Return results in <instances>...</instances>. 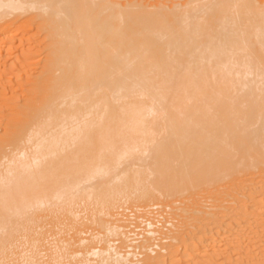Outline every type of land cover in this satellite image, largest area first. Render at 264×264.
<instances>
[{
	"label": "bare ground",
	"instance_id": "obj_1",
	"mask_svg": "<svg viewBox=\"0 0 264 264\" xmlns=\"http://www.w3.org/2000/svg\"><path fill=\"white\" fill-rule=\"evenodd\" d=\"M13 54H44V60L40 71L24 68L15 84L6 80L0 110L31 107L34 96L22 99L17 89L44 103L53 95L48 104L54 109L41 113L45 106L37 100L42 118L35 108L32 125L29 115L18 121L21 127L16 124L20 130L29 123L19 135L0 121L6 158L7 144L21 135L33 147L18 148L8 164L0 162V247L16 242L28 227L21 228L24 223L34 224L45 207L79 195L97 194L106 209L119 206V198H169L214 180L220 186L227 181L222 186L230 199L223 196L224 204L221 196L215 205L229 209L221 206L220 215L218 204L219 215L214 207L205 211L217 217L205 215L208 221L198 225L203 232L189 241L175 231L181 237L175 246L190 259L204 241L218 256L222 248L216 244L228 240L227 256L240 253L243 264H264V0H0L1 63L7 66ZM53 84L54 94L44 95ZM127 159L131 163L124 164ZM246 172L253 178H243ZM123 221L110 230L130 237ZM151 241L142 242L147 254L156 244ZM93 247L89 253L103 255V263L126 264L135 253L112 244ZM157 255L144 256L147 263L140 259L167 262Z\"/></svg>",
	"mask_w": 264,
	"mask_h": 264
},
{
	"label": "rangeland",
	"instance_id": "obj_2",
	"mask_svg": "<svg viewBox=\"0 0 264 264\" xmlns=\"http://www.w3.org/2000/svg\"><path fill=\"white\" fill-rule=\"evenodd\" d=\"M17 44L18 43H16V45ZM43 56H44V54H38V55L34 56L33 58H27V57L22 58V56H20L21 58H19V59L21 61L18 62L19 59H17L18 58L17 54H15V55L13 54L11 57H9L10 59L8 58L9 59V61H8L9 65L7 64L8 67L5 66L3 63H1V61L3 62L6 59V58H3L1 56L3 58V60L0 61L1 65H2V67H0V88L2 89L4 84L6 85L7 81L9 80L8 78H10V81H13L10 84L14 83L16 81L17 77L20 76L22 73H24L26 70L30 71L31 73H35V71L36 72L40 71L42 61L44 60ZM1 57H0V59H2ZM10 62L16 66L13 67V64H11ZM40 62H41V64H40ZM1 71H2V74H1ZM54 71H55L54 73H56V74L59 72L58 70H57V72H56V70H54ZM58 74H60V72ZM54 76H55V74H54ZM57 76H59V75H57ZM53 80H54V78H53ZM53 82H55V81H53ZM54 86L50 85L49 86L50 88H48V89H51L52 91L49 90L48 92L46 91L47 88H43V90L45 89V91L42 93L43 94L44 93L54 94L53 90L55 88L58 89V87H56V86L54 87ZM14 87H15V85H14ZM17 92H18V95H20V97L22 99L25 97H30L31 94L34 97H30L33 99V100L31 99V102H30L31 107H26L25 110H23L22 108L19 109L20 107L18 109L17 108L8 109L7 111H6V109L3 111L0 110V121H5L8 124V127H9V125H11L12 127H14L15 130L18 129L17 131H14L12 129L10 131L11 132L10 134L13 133L12 131L17 133L21 129H25L26 127H28L29 123H28V126L25 123L26 127L23 126L25 128L22 127L19 130V127H17L16 124L21 127V123H20V122H22L21 119H23V123H24L26 121V116L29 115V117L30 116L33 117L37 113V112L35 113V111L38 108V105H40V106L42 105L40 103H37L38 102L37 100H39L40 98L37 96L38 99L36 100L35 95L33 93H28V92L25 93V92H22L21 89L20 90L17 89ZM42 93H40V95L43 96ZM21 94L22 95L25 94V96L23 95V97H22ZM10 95H11V92H8V96H10ZM49 96H51V94ZM49 96L48 95L45 96L47 98L46 100H48ZM45 97L43 99H45ZM52 97H53V95H52ZM52 97H50V98L52 99ZM51 99H50V101H53V99L52 100ZM32 101H35V103H37L36 104L37 107L36 106L34 107L35 103ZM40 101L45 106V109H47V110H45L43 108L44 112H42L43 111L42 110L41 113H46V115H47L48 112L50 111V109L51 110L54 109V106L51 108V104H48L50 101H48V102L46 101L45 103L42 101V99L39 100V102ZM41 109L39 107V109H37V110L39 111ZM33 111L35 113L34 115H33ZM4 113L5 114L8 113L9 115L5 116ZM39 113H40V111H39ZM41 113H40V115L38 114L39 115L38 117H40V118H42ZM32 117H30L28 120V121L31 120V122H30L31 125H32V121H33L31 119ZM43 118H45V117H43ZM10 119H12V121H10ZM19 120H20V122H18ZM10 122H12V123H10ZM35 125L36 124L33 123V128H35ZM25 130H27V129H25ZM21 132H19V133H21ZM19 133H17V134L19 135ZM15 135L16 134H14V136ZM18 135H16V136H18ZM21 137H22V135H21ZM21 137H19V138L21 139ZM23 139L24 138L22 137V140ZM25 139L22 142L20 141V143H19V140H17L18 141L17 143H16V141H14L15 144H18L20 147L16 146L15 144L14 145L16 147H13L14 145L11 144L12 141L10 144L13 146L10 147L9 143L7 144L8 146H6V147H8V148L6 150V147H5V150L8 151V149H9L8 153L10 154V156L8 155L9 157L6 158V154H7L6 151H5L6 152L5 155H4V153H2V154L0 153L1 154L0 155L1 156L0 162H1V160L3 161L1 166L9 163L8 160L11 157V155H13L14 153L15 154L18 153V152H16V151H18V148L22 149V148H26V146H28V145H32V142L28 141L27 137H25ZM25 142H28V143H25ZM21 143L24 144L22 147H21V145H22ZM29 147L30 146L27 147L29 151H31L30 150L31 148L33 150V147H31V148H29ZM12 148H14V149L16 148L17 150H14ZM2 155H4L5 157H2ZM4 159L7 160V162ZM130 160L132 161L131 158H130ZM130 160L127 159L124 164H126L127 162L131 163ZM4 163H6V164H4ZM129 163L127 165H129ZM135 166H137V165H135ZM117 167H119V165ZM1 169L3 170V167H1L0 170ZM261 173L262 172H260V171L255 173V174H258L255 178H258ZM253 176H254L253 173L249 174L246 172L244 174L243 178H248V179L251 178L252 179ZM90 181L94 182L95 179H92ZM213 181H211L210 185H208V186L206 184L207 187L205 186V188H203L201 190L196 188V187H191L193 189H195V188L196 189L193 190L190 188L192 192L186 191L187 189L185 191L183 190L184 192H178L177 195L175 194L176 196L174 195V197L173 196L169 197L170 199L165 198L163 196H157L156 198H153V199L147 198V199H144L141 201L140 200L136 201L133 199H131L129 201H125V200L119 198V200H117L118 202L116 204L117 205L119 204V206H121V207L115 206V208H114V206H109V205L107 206L106 205V207H107L106 209H105V205L104 206L99 205V203L102 204L101 203L102 199H99V197L97 198V194H95L96 196L92 195V198H89L85 192V194H86V196H85L86 198H85V197H83L84 195H82V197L79 195V194H82V192L78 193L77 195H79L80 197L78 196L77 198H74L73 200L72 199L67 200L64 203L60 202L61 204H58V205H56V204L50 205L49 208L47 206L44 208V210H46V211H44V210L39 211L38 212L39 214L38 213L36 214V217H35L36 221L34 224L32 222H28V223L25 222L21 228H23L24 226H28V227L26 228L27 230L25 229L24 234L19 235L20 241H19V239H17L16 242H15V240L11 241L9 243L10 245L9 244H8V246L6 245L5 248L0 247V262L2 261V263H0V264H3V262H4V264H29L30 260H31L30 264H76V263L77 264H79V263L80 264H87V263L88 264H96L97 260H99L97 264H101V263L106 264V260H107V263L109 264L110 262H108V261H110V260L108 258L106 259L105 257H110L111 255H112L111 257H114L115 252L113 250L110 251L111 252V253H109L110 256L104 255L105 257H103V258H105V259L102 261H104L105 263L101 262V256H103V255L99 254L100 257H99V259H97L98 254L93 255L92 253L91 254L89 253L90 250H93V248H95L93 246H96V248H98V249H100V248L106 249V248H109V244H112V246H114V247L116 246V248H118V250L122 249L123 252L125 250H126L125 252H127V250H130V249H131V252L132 251L134 252V250H135V253L133 255H131V257H130V258H132V261H128L126 264H144V262L146 261V258L145 259H143V258H144V256L146 257V255H149V253L151 256L152 255L156 256L157 254H159V255L163 254V255H161V259H162V256H164L163 259L165 258L167 261L165 264L170 263L173 260L175 261L176 258L178 261V263H176V264H243L244 261L241 258L242 254L239 253V254L235 255L234 257H230V256L226 255V254L230 255V253L232 252L231 249H229V248L226 249L225 247H227V246H224L225 243L228 242V240L224 241L225 243L221 242L223 244H221V243H219L220 245L216 244L217 246L221 247L222 249L225 248L227 250L226 251L224 249L225 251H223L221 249V252L219 254L220 256L219 255L217 256V254L213 255L212 254L213 249L210 247H206L207 245L203 246V244H207L204 241H203V244H202V242L197 243L195 249L192 250L193 256L190 259H186L188 257H186V255H185L186 253L184 252L185 251L184 247H180V246L177 247L178 239H176L175 237L179 238V235L177 234V236H176L175 231H177L178 233L182 231L181 237H184V238L187 237V239L191 236V234H195V235L197 234L196 236L193 235L192 237H194V236L197 237L198 235H201V232H203V228H201L202 231L199 232L200 227L198 225L202 224L203 223L202 220H204L203 218L205 217V215L207 216V214H206L207 212H205V211H209L210 208H212L211 210H214L213 207L217 208L215 206H217L219 203L217 205H215V204L217 202H221L225 198H227V200L230 199L229 194H227L228 192L226 193V189H228L227 191H229V188L227 187V185L222 186V182L225 183V181L219 182V183H221V186L217 182L212 184ZM225 184H227V181ZM228 186H229V184H228ZM223 187H226V188H223ZM91 190L92 191L89 190V192L95 191V189L93 190V188ZM226 195L228 197L223 198V196H226ZM221 196L223 199L220 198ZM82 198H84V199H82ZM93 198H95L96 200ZM227 200L226 199L223 200L224 202L226 201L224 204L227 203ZM119 201H123V202L121 203ZM140 204H141V206H140ZM222 204H223V202H222ZM224 204L223 205L219 204V206L220 207L224 206V210L226 208L229 209L228 206H226ZM228 204H231V203L228 202ZM207 206H208V209H206ZM200 208H204V212H202V214L204 213L203 215L200 214L201 212L200 213L197 212V211H200L199 210ZM217 209H215V210H217ZM106 210H109L111 213L106 211ZM211 210H210V212H211ZM215 210L213 212L218 213V215H219V212H221L220 210H222L220 215L224 214L223 208L220 210L218 209L217 210L218 212ZM119 212H121L123 214H120ZM210 212L208 215H212L211 217H214L215 214L213 212H212L213 214ZM226 212H227V210L225 211V214H226ZM40 214H41V216H40ZM122 216L124 218L119 219V217H122ZM211 217L209 216L208 218H211ZM215 217H217V216L215 215ZM205 220L208 221V219H206V218H205ZM119 221L124 222V223L122 222L123 224L126 225V227H125L126 230L125 229L124 230L127 231L128 234H130V237L124 235L123 233L116 232L115 230H112V228H115V225L117 223L121 224V222H119ZM150 221H152V223L154 222L153 223L154 226H150L148 224V222H150ZM200 221H202V222H200ZM43 222H44V224H43ZM112 225H113V227H112ZM128 226H130V227H128ZM110 227H112L111 230H110ZM30 229L32 231H30ZM152 229L156 230V232H158V233H150L149 231ZM157 229H158V231H157ZM222 229H223V227H222ZM219 230L217 228H215L213 230V232H216ZM46 231H47V234H46ZM183 231H184V233H183ZM197 231L200 234H198ZM220 231H222V230H220ZM113 232H114V234H113ZM193 232H197V233H193ZM117 233H119V234H117ZM37 236H39V237L37 238ZM162 236H164V237H162ZM45 237H47L46 240H45ZM113 238H116V239H113ZM34 239L36 242L34 241ZM109 239H110V241H109ZM149 239H150V241L152 240L151 241L152 244L158 243L159 245L156 246V244H155V246H154V244H153L152 245L153 248H151V250L149 249V253L147 254L148 250H147V252H145L146 249L142 246V244L144 242H147ZM83 240H85V241H83ZM188 241H189V239H188ZM113 242H115V244ZM25 243H26V245H25ZM175 243H177L176 246H175ZM107 244H108V246L106 247ZM216 245L214 247H217ZM117 246H119V247H117ZM9 247L13 248V249L10 250ZM103 247H105V248H103ZM15 248H16V251H15ZM207 248H210V250L208 249L209 252L207 251ZM86 250H87V253H86ZM214 251H216V249ZM4 252L7 254H5ZM106 255H108V254H106ZM165 255L168 256L169 259ZM28 256L30 257V259ZM153 256H152V258H153ZM48 257H49V259H48ZM33 258H34V260H33ZM140 258L143 259L144 262ZM157 258H160V256ZM27 261H28V263H27ZM33 261H34V263H33ZM135 261H136V263H135ZM147 262L148 261H146L145 263H147ZM113 263L118 264V263H115V261H113L110 264H113ZM171 263H173V262H171Z\"/></svg>",
	"mask_w": 264,
	"mask_h": 264
}]
</instances>
